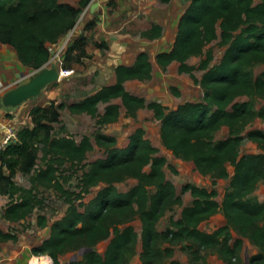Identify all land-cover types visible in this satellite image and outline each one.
I'll use <instances>...</instances> for the list:
<instances>
[{
  "label": "trees",
  "instance_id": "16d2710c",
  "mask_svg": "<svg viewBox=\"0 0 264 264\" xmlns=\"http://www.w3.org/2000/svg\"><path fill=\"white\" fill-rule=\"evenodd\" d=\"M91 1L80 0L73 5L63 0H0V45L13 46L24 65L40 68L51 58L49 44L76 25ZM96 21L92 18L85 27L93 28ZM162 33L163 26L153 23L142 31V36L153 39ZM215 40L226 49L222 59L212 64L213 49L205 52V47ZM89 42V36L83 33L73 39L64 51L66 67L88 56ZM203 54L198 67L189 63L191 56ZM156 60L163 69L178 61L179 71L189 73L204 88L203 99L188 100L170 109L160 101H147L131 92L126 87L127 80H146L153 75L150 54L141 50L132 64L117 65L115 83L103 85L68 107L75 113L96 117L100 125L117 121L122 107L132 117L141 108L152 109L162 121V142L176 157L193 161L202 174L230 177L223 203L217 200L218 188L187 182L181 191H189L192 201L183 206L180 217H169V227L160 230L158 223L166 209L182 205L183 197L167 177L165 167L171 166L168 158L159 153L146 130L138 127L126 146L117 145L114 135L98 133L97 141L107 155L84 163L87 152L94 147L91 137L84 135L78 140L64 129L53 135L65 105L52 101L46 106H34L30 111L33 124L20 128L18 140L0 152V192L10 196L6 218L21 221L36 207H42L45 199L38 189L43 186L63 195L69 203L65 214L53 222L50 236L31 249L36 255H50L52 264H62V254L81 249H87L82 258L64 264H130L139 238L141 264H160L164 254L172 257L174 248H163L164 242H186L196 262L203 260L204 249L216 248L225 264H241L244 236L259 248L250 264H264V200L251 201L257 183L264 182V151L240 152L245 138L258 141L264 149V130H246L256 117L264 119V107L256 109L251 99H239L264 95V73L254 77L248 70L264 62V0H192L180 17L172 48L158 52ZM197 68L204 70L201 78L195 74ZM175 91L180 94L177 88ZM118 98L121 102L113 101ZM100 103H105L103 112ZM3 117L11 118L12 113L0 116ZM223 126H228L230 134L216 140L215 133ZM40 152L45 166L38 167ZM66 160L86 166L80 179L81 191L65 187L69 176L61 177L59 171ZM228 162L234 166L233 175ZM17 170L31 175V187L16 182ZM127 178H136L137 182L128 190H120L118 182ZM101 182L105 185L85 202L84 197ZM219 211L225 213L226 224L213 232L200 227L201 222ZM137 218L141 220V233L132 223ZM38 224L45 227L47 217L39 214ZM232 229L240 236L234 238ZM10 239L17 240L18 235L0 227V242ZM103 240L109 242L102 253L96 246ZM170 264L179 262L172 259Z\"/></svg>",
  "mask_w": 264,
  "mask_h": 264
},
{
  "label": "rangeland",
  "instance_id": "374dc122",
  "mask_svg": "<svg viewBox=\"0 0 264 264\" xmlns=\"http://www.w3.org/2000/svg\"><path fill=\"white\" fill-rule=\"evenodd\" d=\"M190 2L191 0L188 2L186 1V4L184 3L183 6L179 5V9L184 8L186 5L188 6ZM117 5L118 3H116L115 0H111L109 2L110 10H112V12L118 10ZM126 8L122 11V13L119 11L118 17L121 19V25L122 22H124L121 32L129 30L131 32V39L129 42H124V45L121 46V50L117 51L116 48L112 47V45H116L117 42H112L111 40H117L119 38L117 33H111L108 37L101 35L98 37L97 35L102 32L98 28L93 33L88 34L90 40H92V43L97 46L103 58L108 54V52H113V54L111 53L110 55L112 58H108V62L105 61V63H103L105 64V68H101L99 66L100 63L96 62L98 59L95 57L96 52H92L88 56L84 57L81 61H79L80 64H77L78 62L74 61L73 65H76V72H74L75 74L73 73L74 75L72 74L73 76L69 75L62 77L60 80L47 85L38 97L25 102L13 111L14 113H12L11 117L12 121L15 122L18 129L25 126H31L33 124V119L30 111L34 106H46L52 101H54L56 105L63 103L65 107L61 108V122L55 123L52 134H59L64 129L63 131L73 134L78 140H80L84 135H89L93 141L94 147L87 152V158L84 163H90L97 158L106 157L107 155L105 153V148L97 141L96 135L98 133L101 132L104 134L114 135L117 138V145L126 146L131 133H133L138 127H143L146 130V136L151 139L154 145L158 146L160 151L159 153L168 158V162L171 166L167 165L165 167L166 174L168 179L176 185L178 193H182V186L187 182H192L200 186H207L209 188L214 186L221 187V189L226 188L227 191L230 188V177L225 178L217 177L212 174H202L198 171L193 161L176 157L171 150L164 146L161 137L162 121L155 117L152 109L144 107L135 117L128 116L123 111L117 121L100 125L97 122L96 117H93L88 113H75L68 107L69 104L82 100L92 91H95L102 85L109 83L110 72L115 69V66L121 62H133L135 56L141 50H147L150 54L151 60L154 64L153 75L151 78L146 80L133 79L128 81L126 86L130 91L144 96L147 101H160L170 109L176 108L178 105L188 100L197 101L203 99L204 88L199 83H196L189 73H182L179 71L180 63L178 61L171 63L166 69H163L157 63V53L172 48L174 44L173 38L177 36L176 31H178V28L176 31H172L168 28L167 32H165V37L162 36L156 40L148 41L142 38L139 33L141 30V24L146 25V20L143 21L145 18L144 12L140 10L137 12V15H135L133 14L135 12H128L130 7L128 10H126ZM95 18H97V21L94 27L98 25L99 16L96 14ZM165 39H167L168 42H166ZM72 41L73 39L71 38L68 40L66 48ZM97 42L105 44L98 46L96 44ZM210 48H212L214 52L212 64L218 63L223 57L226 46L220 45L218 40H215L205 47V52H207ZM11 50L16 49L11 46ZM11 50H9L8 53H11ZM203 57H205V54L194 55L191 56L188 61L198 67ZM110 59H113V62L110 61ZM9 64L14 65L12 62H9ZM22 66L26 69V73H30L35 70L34 68L24 64ZM248 70L254 77L263 76L264 62L251 65L248 67ZM203 73L204 70L200 68L195 70V74L198 78H201ZM11 81L13 80L9 78V76H6V78L5 75L0 77V89H5ZM174 87L180 91L179 95L176 93ZM239 99H251L256 109L264 107V95H256L255 97L241 96ZM115 101L121 102L120 99H115ZM104 108L105 104L102 103L100 105L101 111H103ZM251 129L264 130V119L256 117L246 128V130ZM229 134L230 132L228 126H223L215 133V139L218 140L225 138ZM263 151L264 149L259 145L258 141L250 138H245L240 147L241 154ZM37 162L38 167L45 166V160L42 152H40V157ZM85 167L86 166L82 163L73 164L71 161L67 160L61 164L59 171L60 176H69V181L66 182L65 185L66 188L81 191L82 186L80 185V179ZM227 167L231 168V170L233 169V165L229 162L227 163ZM5 170L9 172L8 168H5ZM30 176V174H24L17 170L15 180L19 185L31 187L32 183ZM214 180L216 181L215 184ZM136 182V178H127L118 182V187L120 190L125 191L131 188ZM104 185L105 183L101 182L97 186H94L92 191L84 197V201L88 202ZM38 190L40 196L45 199L43 206L36 207L27 218L22 219L21 221H13L6 218L5 209L9 204L10 196L0 192V225L5 230H11L18 235L17 240L10 239L0 243V264H30L29 260L24 262V256L30 257L32 255V244H35L36 242L43 240L44 237L49 236L53 222L65 214L69 203L65 200L63 195L57 194L53 189H48L43 186H40ZM38 190L36 189V191ZM151 191L154 192L155 189L152 188ZM263 191L264 189H257L255 194L253 193L251 195V201H260L264 195ZM224 194L225 192H222L218 196L221 201L224 198ZM182 197V205H174V207L166 209L165 214L160 218L158 223V228L160 230L166 229L170 226V216H175V218L180 217L183 206L189 204L193 199L189 191L183 192ZM78 202L79 200L76 201V203ZM39 214L45 215L48 219V224L45 227L38 224ZM218 217L213 216L204 220L201 222L200 227L211 232L216 230L223 223V220L221 221ZM132 223L138 232L141 233V220L137 218ZM262 223H264V220ZM232 233L234 236L237 235V231L234 229H232ZM108 242L109 240L99 242L96 246L97 249L100 252H103L106 249ZM141 244L142 239L139 238L137 243V252L132 256L130 264H141ZM186 244V242H164L162 247H173L174 255L170 257L164 254L161 258L160 264H170L172 259L177 260L179 264H225V260L216 248L204 249L202 251L203 260H200L199 262L192 260L191 254L185 247ZM258 250L259 248L251 240H249V238L246 239L240 253L241 264H250L251 256L256 254ZM60 258L61 263L64 264L72 259L82 258V252L81 250L68 251L62 254ZM19 259L20 261H18Z\"/></svg>",
  "mask_w": 264,
  "mask_h": 264
},
{
  "label": "crops",
  "instance_id": "0c3cea01",
  "mask_svg": "<svg viewBox=\"0 0 264 264\" xmlns=\"http://www.w3.org/2000/svg\"><path fill=\"white\" fill-rule=\"evenodd\" d=\"M63 1L64 2H69V3L73 4V5H78V3L80 2V0H63ZM99 1H100V3H99L98 8H96L93 11L91 10V8L86 10L82 20L80 21L78 26L75 28V30L71 29L69 32L64 34L57 42L49 44V48H50V51H51V56H53L55 54V51L63 44V42H65V40L68 37H70L71 39H74V38L78 37L79 35H81L82 33L88 35V34L93 33L94 31H96V29H98V28L100 29V31H102L101 33H99L97 35L98 37L100 35L108 37V36L111 35V33L112 34L117 33L119 35V38L117 40H111L112 42H117V43H116V45H114V44L112 45V43H111V45H112V47L116 48L117 51L121 50L122 49L121 46L124 45V42H129V40L131 39V32L129 30L126 31V32H121V28H123L124 22H122V25H121V22H120L121 19L118 17L119 16V11H120V13H122V11L126 7H127L126 10H128V8L130 7L128 12H130V13L135 12V13H133L135 15H137V12H139L140 10H142L144 12L145 18H144L143 21L146 20V25L141 24V30L139 31L141 36H142V31L145 30V29L150 28L153 25V23H159V24H161L163 26V33H162L161 36H159L157 38H153V39L147 38L145 36L144 37L142 36V38H144V39H146L148 41H153V40H156V39H158V38H160L162 36L165 37V32H167L168 28L170 30H172V31H176L177 30L178 25H179L180 17L182 16V14L184 13V11H185V9L187 7V5H186L184 8H180L179 9V5L183 6L184 3L186 4L187 0H170L169 2H164L162 0H130L131 2L129 0H115L116 3H118V5H117L118 6V10H115L114 12H112V10H110V6H109V2L111 0H99ZM84 9H83V11H84ZM96 10H98L97 11L98 12L97 16H99L98 25L96 27L87 29L85 27V25H86V23L89 20H91L92 18H94L96 16V14H95ZM166 26H167V29H166ZM175 38H176V36L173 38V42H175ZM165 41L168 42L167 39H165ZM86 49H87L88 55L90 53H92V52H96L95 57L98 58L96 60V62L100 63V65L99 64L98 65L101 68H105V64H103V63H105V61L108 62V58H112V57H110V55H111V53L113 54V52H111V53L108 52V54L103 58L102 55H101V52H99V49L97 48V46H95L92 43V40H90V42L88 43ZM9 50H11V45L6 44V43H3V44L0 45V77H3V75H5V78H6V76H9V78H11L12 80H15L17 78H20L22 75L27 74V73L25 72L26 69L22 66L23 63L20 61V59L18 57V54H17V51L16 50H11V53H8ZM166 50H169V49H166ZM137 55H138V53H137ZM137 55L135 56L133 62L136 60ZM110 61L113 62V59H110ZM9 62H12L14 65H10ZM133 62H130V63L121 62V63L132 64ZM121 63H119V64H121ZM77 64H80V63L78 62ZM117 65L115 66V69L112 70V72H110V80H109V83H106V84H112V83L116 82V80H117V74H116ZM75 66L76 65L74 64L73 67H72L74 69L73 73L76 72V67ZM15 68H17V69H15ZM130 80H133V79H130ZM130 80H127L126 84ZM101 87H99L98 89H100ZM98 89H96L95 91H92L90 94L96 92ZM134 94H136V93H134ZM113 101H115V99ZM116 102H118V101H116ZM101 104L102 103L99 104V107H100ZM103 104H105V103H103ZM104 109H103V111H104ZM100 111H101V109H100ZM103 111H101V112H103ZM123 111L126 114L125 107H122L121 114H122ZM83 113H85V112H83ZM2 119H7V120L10 119V121H12V118L3 117ZM129 140H130V138H129ZM128 143H129V141H128ZM228 170L230 172V175H233L234 166H233L232 170H231V168L228 167ZM229 186H230V183H229ZM207 188H209V187H207ZM212 188H209V189H212ZM216 188H218V190H219V195L222 192H225V194H226V188H224L225 190L221 189V187H217V186H216ZM257 189H259V190L260 189H264V182L263 181L260 180L257 183L256 189L253 192L254 194H255V191H257ZM263 193H264V191H263ZM225 194H224V197H225ZM218 196H217V200L222 204L224 198L221 201ZM263 200H264V195L261 198L260 202H262ZM217 215L218 216L220 215V216L218 217ZM213 216L218 217L221 221L223 220L222 225L227 223V217H226V215H225V213L223 211L216 212L213 215H211L210 217H213ZM0 227L2 228L1 225H0ZM51 227H52V225H51ZM206 231H208V230H206ZM208 232H211V231H208ZM50 234H51V229H50ZM49 236L44 237L43 240L48 238ZM238 236H240V235L237 232V235H235L234 238H236ZM243 239H244V243H245V241H246V239H248V237L244 236ZM43 240L38 241L35 244H32L31 249H32L33 246L42 243ZM141 250H142V244H141L140 252H141ZM33 257H37V258L47 257V258H49V262H47L46 264H52L53 263V259H52V257L50 255L42 254V255L38 256V255L34 254L33 252H32V255L30 257L24 256V262H26V260H29V262L30 261L32 262L31 259H33ZM18 261H20V259ZM31 262H30V264H31Z\"/></svg>",
  "mask_w": 264,
  "mask_h": 264
},
{
  "label": "water",
  "instance_id": "95a60500",
  "mask_svg": "<svg viewBox=\"0 0 264 264\" xmlns=\"http://www.w3.org/2000/svg\"><path fill=\"white\" fill-rule=\"evenodd\" d=\"M99 3V0L93 1L91 10L98 8ZM60 79L59 64L56 58H50L42 67L25 74L16 85L5 89L0 94V116L13 112L25 102L38 97L47 85ZM86 250L81 249V252Z\"/></svg>",
  "mask_w": 264,
  "mask_h": 264
},
{
  "label": "built area",
  "instance_id": "2783aa9c",
  "mask_svg": "<svg viewBox=\"0 0 264 264\" xmlns=\"http://www.w3.org/2000/svg\"><path fill=\"white\" fill-rule=\"evenodd\" d=\"M93 1H95V0H92L91 3L89 5H87V7H85L84 11L79 16L76 25L72 28L73 30H75V28L78 26V24L80 23V21L82 20V18L84 16V13L86 12V10H88L90 8ZM69 39H70V37H68L65 40V42H63V44L55 51V54L53 56H51V58H56V60L59 64L61 78L71 75L74 71V69L72 67H66L65 66L64 50L66 48V45H67ZM24 75H22L20 78H17L15 80L11 81L9 83V85H7V87H5V89L16 85ZM5 89L1 88L0 94L3 93V91ZM11 113H14V112H11ZM18 130L19 129L17 128L15 122L10 121V119L7 120V119L0 118V152L6 146H8L12 142H15L18 140Z\"/></svg>",
  "mask_w": 264,
  "mask_h": 264
},
{
  "label": "bare ground",
  "instance_id": "6f19581e",
  "mask_svg": "<svg viewBox=\"0 0 264 264\" xmlns=\"http://www.w3.org/2000/svg\"><path fill=\"white\" fill-rule=\"evenodd\" d=\"M32 262L31 264H46L47 262H49V258L47 257H43V258H37V257H33V259H31Z\"/></svg>",
  "mask_w": 264,
  "mask_h": 264
}]
</instances>
